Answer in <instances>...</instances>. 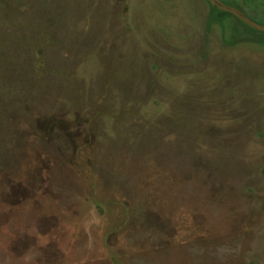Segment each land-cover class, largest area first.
<instances>
[{
	"label": "rangeland",
	"instance_id": "rangeland-1",
	"mask_svg": "<svg viewBox=\"0 0 264 264\" xmlns=\"http://www.w3.org/2000/svg\"><path fill=\"white\" fill-rule=\"evenodd\" d=\"M0 264H264V0H0Z\"/></svg>",
	"mask_w": 264,
	"mask_h": 264
}]
</instances>
